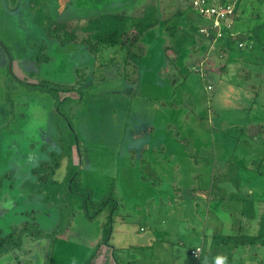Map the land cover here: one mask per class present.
Masks as SVG:
<instances>
[{"label": "rangeland", "instance_id": "1", "mask_svg": "<svg viewBox=\"0 0 264 264\" xmlns=\"http://www.w3.org/2000/svg\"><path fill=\"white\" fill-rule=\"evenodd\" d=\"M191 1L0 0V43L23 80L10 72L0 47V196L12 200L13 185L27 182L17 209L5 211L7 216L0 219V264H124L119 255L135 257L133 245L153 224H170V231L178 234L175 221L154 215L150 223L140 208L146 198L163 196L146 182L150 170L143 160L149 150L145 145H161L164 156L177 144L210 146L204 154L209 162L217 155L215 171L223 175L219 162L228 155L224 177L232 178L228 196L233 217L242 226L240 236L246 230L256 239L239 238L240 248L228 252V264L239 254L243 263L238 264H264V36L259 42L243 35L244 15L233 24L238 33L230 35H243L245 48L236 43L224 59L223 52L207 50L205 43L200 56L205 40L197 31L201 19ZM251 1L239 6L246 9ZM106 31L121 33L116 48L122 53L108 50L99 61L93 48L98 34ZM88 35L90 40L78 41ZM145 38L151 43V63L136 64L139 80L132 83L128 77L133 69L126 65L124 72L122 62L128 48ZM69 43L76 48L81 43L84 50L71 49ZM167 45L168 54L179 61L184 57L185 64L175 67L169 61V82L157 85L161 67L163 75L167 70L161 57ZM85 64L91 72L79 89H72L77 75L73 67ZM199 67L203 73L195 71ZM25 80L53 88H35ZM64 93L80 98L58 99ZM149 129L151 134L132 139L133 131ZM214 130H220L216 142ZM185 170L191 171L189 166ZM116 202L119 209L113 212ZM201 202L206 208L203 222L212 228L213 219L206 216L213 207ZM214 217L225 223L220 211ZM20 232L25 234L18 237ZM175 247L174 241L168 249ZM154 253L160 260L164 252L155 247Z\"/></svg>", "mask_w": 264, "mask_h": 264}, {"label": "crops", "instance_id": "2", "mask_svg": "<svg viewBox=\"0 0 264 264\" xmlns=\"http://www.w3.org/2000/svg\"><path fill=\"white\" fill-rule=\"evenodd\" d=\"M110 31H106L103 33H107ZM99 33L98 35H100ZM142 36V35H141ZM144 38V37H140ZM87 40H90V36H87V39L82 37H79L78 41H83V43ZM139 40V39H138ZM145 38L144 41H138L137 45L135 43L132 44L133 47L130 46L131 51L128 52V55L124 58L122 64L124 65L123 71L125 72L126 65L130 67L132 70V76L130 73L131 79L128 77L129 82H136L138 81V76L136 75V67H145L146 61L148 64L151 62L150 55L148 53V47L151 45L150 42L146 41ZM143 42V43H142ZM79 44V43H77ZM76 44V45H77ZM80 45L76 46L72 43L68 44V47L71 49L76 48L77 49H83ZM103 46V45H102ZM114 47H103V50L97 53V56L99 58V61H102L104 57H106V54L104 50H109L113 54L117 55L120 52L118 49ZM169 46L167 45L164 47V49H161L163 54H161L162 59L164 60V67L167 69L164 72L163 75V67H161L160 75L155 80L156 84L158 85L161 81L165 82L166 76L168 74V71L170 69L169 67V61L171 63L175 62V67H183L185 64L184 57L181 59V61L171 57V54H168ZM207 46L205 45V42L202 46L199 47V53L200 56L204 54V51H206ZM138 49V52H136ZM84 50V49H83ZM208 50V49H207ZM86 51V50H85ZM108 52V51H106ZM88 54H90L87 51ZM122 53V52H121ZM121 55V54H120ZM132 56V59H129V57ZM90 58H94V55H89ZM101 57V58H100ZM163 63V64H164ZM137 64V65H136ZM174 65V64H173ZM90 65L85 64L82 67H73V72H77L76 77L74 76V85H70V87H73L72 89L76 88L79 89L82 80L85 79L86 74H89L91 72ZM15 72V70H14ZM16 78H18L20 81H23L21 77H19V74L14 73ZM212 78L209 76L208 80ZM166 84H168L169 79L166 80ZM28 86H32L35 88H53L48 85H39L36 80H25V83ZM162 87V86H161ZM55 88V87H54ZM59 93H62L59 91ZM68 96L66 93L63 95H58L59 98H66V97H75L80 98V96H76L74 94H69ZM64 101V100H63ZM143 132H149L151 134V129L149 131L145 130H136L133 131L131 134L132 139L139 138L140 134L144 135ZM217 132H220V130H214L213 136L214 141L216 142L215 134ZM223 132V131H221ZM182 137L183 134H180ZM189 135V133H188ZM220 136L222 134L219 133ZM186 139V137H185ZM185 143V141H183ZM222 143V141H220ZM219 143L220 147L222 145ZM226 143V142H225ZM223 144V143H222ZM226 147V144H224ZM146 148H148V153H145V156L143 160L146 162V166L150 170L149 179L146 181L147 183L153 185V189H155L157 192H159V198L155 201L152 198H146V202L144 203V206L142 205L140 208L145 210L148 213L147 219L150 223H154V220L152 216L159 215L163 219L167 220L168 217L169 220H173L176 222L177 225H179L178 234H174L170 230H174V228H171L170 224H167L163 227H159L157 224H153V228L151 229V232L142 239H138V243L134 244V250L137 251V254L135 257L131 259H125L122 257V254L119 255L120 261H122L124 264H212L210 261L216 260L217 257H226V264L231 262V257L228 259V252L231 254H234L236 249L240 248V246L235 245L236 243L239 244V238H244L245 240H252L255 239L254 234L250 236H247L246 230H244L242 236H240L243 229L240 226L238 218L233 217L234 207L229 203L230 197L228 196V193H232L230 190L228 191V185L232 184V178L228 179V177H224L226 166L228 160V155L225 156V159L221 162H219L220 167H225L224 175L221 170L215 171L217 168L216 162H217V155L213 153L212 161L209 162L207 160V154L205 156L204 152H208L210 149V146L204 147L203 145L188 147L184 144H178L175 146L176 150H172V153L166 152L164 156H162V153H164V149L160 145L158 148L153 149L152 147L145 145ZM215 148V144H214ZM151 152V153H150ZM153 152V155H152ZM174 152L177 154V158L172 159L174 156ZM152 155L153 161H155V164L151 162V158L149 156ZM133 158V157H132ZM189 166L191 171L189 174L186 172L185 168ZM212 168V170H210ZM203 169H207L208 172H206L205 175H202ZM214 169V170H213ZM217 174V175H216ZM208 175V177H207ZM223 175V176H222ZM77 176V173H75V177ZM21 184L26 188V181H22ZM214 185H216L215 189ZM233 189V187H232ZM217 192V193H216ZM212 193H214V197L212 198ZM10 196V195H9ZM8 196V197H9ZM154 196L156 197L157 194L154 193ZM4 198L2 195L0 196V200L4 201ZM13 200V199H12ZM21 200V198H20ZM172 202H171V201ZM202 200L206 201V205L209 204V208L213 207L212 209L207 211V220L213 219V226L212 228H208L204 224V218L202 212L203 207L205 208V205L202 206ZM208 202V203H207ZM222 202V204H220ZM9 206L11 207L12 203H9ZM148 203V204H147ZM188 205H187V204ZM220 204V205H219ZM3 203L1 204V206ZM120 203V208H121ZM116 209L113 211H117L119 209V203H115ZM189 206V207H186ZM189 209V212H186V209ZM206 209V208H205ZM222 213V216L224 217V222L228 225L226 226L225 223L222 224V221L219 220V218L214 217L218 212ZM215 213V215H214ZM136 216L138 218L141 217V215L138 214V212L135 211ZM158 216V217H159ZM205 217V218H206ZM161 225H164L163 222H161ZM220 225H223L220 227ZM225 231V233H223ZM175 235V236H174ZM252 236V237H251ZM228 237H230V240L228 241ZM55 238V237H54ZM56 239V238H55ZM54 239V241H55ZM140 241V242H139ZM176 242V247L174 249L180 250L182 249V252L177 255L176 257L173 256V253L177 250L171 251L168 249V247L172 244V242ZM233 241V242H232ZM53 242V239L51 240ZM157 247L158 250H162L164 253L160 254V260L157 256H155L154 248ZM244 247V246H243ZM197 248H201V252L199 256L196 258L191 255V251L195 250ZM232 249V250H230ZM151 252L154 254L153 257L148 258L147 256L151 254ZM156 252V251H155ZM145 256L146 259L144 262H142V256ZM238 260L231 264H238L243 263L241 257L243 254H239ZM208 257V258H207ZM157 259V260H156ZM118 262V261H117ZM117 262H111L109 264H119ZM161 262V263H160ZM214 263V262H213ZM256 263V262H255ZM259 264V261H258Z\"/></svg>", "mask_w": 264, "mask_h": 264}, {"label": "trees", "instance_id": "3", "mask_svg": "<svg viewBox=\"0 0 264 264\" xmlns=\"http://www.w3.org/2000/svg\"><path fill=\"white\" fill-rule=\"evenodd\" d=\"M241 1H243V0H235L236 4H235L234 24L237 22V20L240 17L245 15V17L247 18V23H246L243 35L244 36L246 35L247 39H252L254 41L258 40L260 42L262 39L261 37L264 36V0H253V2L251 1V6L246 7V9L241 8L239 6ZM233 26L234 27H233L231 33H233V32L238 33L236 31V26L235 25H233ZM120 36H121V33H119L118 31L101 33L100 35H98L99 40L94 45L96 47V48H93L94 52L95 53L100 52L101 50H103L104 46H105V48H107V47L110 48V47H114V46L120 44L121 43L119 40ZM242 36L236 37L235 39H232L230 33L228 31L225 32L224 38L222 40L218 41V43L216 45V49L218 48V51L220 53L223 52L225 54L224 59H226L228 54L230 52H232L233 46L236 43H237L236 45L239 46V48L237 47L238 49L245 48V46L242 45L243 44L242 41L245 38H243ZM106 51H108V50H106ZM106 51L104 50V52H106ZM229 240H230V237H228V241ZM246 241H248V240H246ZM235 242H237V241H235ZM235 245H238V243H236Z\"/></svg>", "mask_w": 264, "mask_h": 264}, {"label": "built area", "instance_id": "4", "mask_svg": "<svg viewBox=\"0 0 264 264\" xmlns=\"http://www.w3.org/2000/svg\"><path fill=\"white\" fill-rule=\"evenodd\" d=\"M235 0H192L191 7L201 19L197 25L198 33L207 43L210 51L216 50L218 41L222 40L225 32L230 34L235 18ZM202 62V61H201ZM203 73L202 68H194ZM208 88L211 87L208 85ZM201 248L191 251V255L198 257Z\"/></svg>", "mask_w": 264, "mask_h": 264}, {"label": "flooded vegetation", "instance_id": "5", "mask_svg": "<svg viewBox=\"0 0 264 264\" xmlns=\"http://www.w3.org/2000/svg\"><path fill=\"white\" fill-rule=\"evenodd\" d=\"M24 2H25V0H24ZM56 7H53V9H55ZM55 16H56V14H55ZM34 24V23H33ZM1 44V43H0ZM68 46V45H67ZM2 49V48H1ZM3 50V49H2ZM7 50V49H6ZM7 58V57H6ZM6 62H8V60H6ZM8 64V63H7ZM9 66V65H8ZM11 73H15L14 72V68H13V62H12V72ZM15 75V74H14ZM18 183H20L19 181H18ZM16 185H18V187L17 186H15V184L13 185L14 187H15V192H16V194L13 196L12 194H10L9 192V195L10 196H12V199L13 200H10L9 199V203H12V205H11V207L9 206V204L7 203V202H5V201H1L2 203H3V205L2 206H0V219H1V217H4V215L6 214L5 213V211L7 212V214H9L12 210H14V209H17V207H18V203L23 199V195H26L25 194V191H24V187H23V185L22 184H17L16 183ZM20 198H21V200H20ZM5 199V198H4ZM19 211V210H18ZM44 211H46V210H44ZM43 211V212H44ZM7 214L5 215V217L7 216ZM45 215L46 216H48V217H46V218H48V219H50V215H47V213H45ZM22 234H25V233H23V232H20V236H18V237H21L22 236ZM19 240H20V238H19ZM51 240V239H50ZM51 243V242H50Z\"/></svg>", "mask_w": 264, "mask_h": 264}, {"label": "water", "instance_id": "6", "mask_svg": "<svg viewBox=\"0 0 264 264\" xmlns=\"http://www.w3.org/2000/svg\"><path fill=\"white\" fill-rule=\"evenodd\" d=\"M0 47L3 49V51H4V53H5L6 57H7L9 70H10V72H12V59H11L8 51L6 50V48L2 44H0Z\"/></svg>", "mask_w": 264, "mask_h": 264}, {"label": "clouds", "instance_id": "7", "mask_svg": "<svg viewBox=\"0 0 264 264\" xmlns=\"http://www.w3.org/2000/svg\"><path fill=\"white\" fill-rule=\"evenodd\" d=\"M216 264H226V257H217Z\"/></svg>", "mask_w": 264, "mask_h": 264}]
</instances>
